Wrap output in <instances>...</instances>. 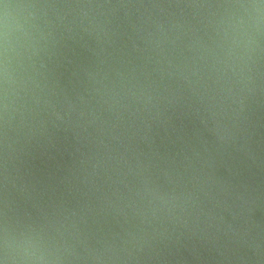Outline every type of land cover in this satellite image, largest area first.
Listing matches in <instances>:
<instances>
[{
	"label": "clouds",
	"instance_id": "1",
	"mask_svg": "<svg viewBox=\"0 0 264 264\" xmlns=\"http://www.w3.org/2000/svg\"><path fill=\"white\" fill-rule=\"evenodd\" d=\"M261 188L264 0H0V264H264Z\"/></svg>",
	"mask_w": 264,
	"mask_h": 264
},
{
	"label": "water",
	"instance_id": "2",
	"mask_svg": "<svg viewBox=\"0 0 264 264\" xmlns=\"http://www.w3.org/2000/svg\"><path fill=\"white\" fill-rule=\"evenodd\" d=\"M160 135L163 136L162 131ZM67 143V141L61 138L57 141L55 148L37 149L35 153L36 159L32 161L37 176L43 182L53 187L56 186L57 180L65 174L67 167L71 163L70 157H68L67 153H64V148ZM217 163L222 162L217 161ZM219 171L223 174V168H220ZM26 206L24 201L21 200V207L24 208ZM246 208L254 210L257 216L264 221V188L252 193ZM188 264H194V262L189 261Z\"/></svg>",
	"mask_w": 264,
	"mask_h": 264
}]
</instances>
